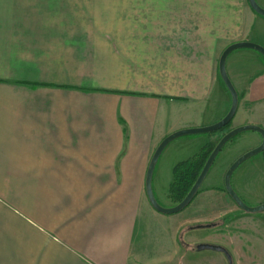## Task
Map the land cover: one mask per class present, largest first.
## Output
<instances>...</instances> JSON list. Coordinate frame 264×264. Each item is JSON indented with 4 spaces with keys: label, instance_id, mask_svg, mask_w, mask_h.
<instances>
[{
    "label": "crops",
    "instance_id": "crops-1",
    "mask_svg": "<svg viewBox=\"0 0 264 264\" xmlns=\"http://www.w3.org/2000/svg\"><path fill=\"white\" fill-rule=\"evenodd\" d=\"M134 2L0 0V264H163L137 249L149 159L227 113L218 59L256 43L264 17L247 0ZM229 67L238 104L261 111L262 56ZM209 137L187 140L171 170ZM164 219L176 256L182 218Z\"/></svg>",
    "mask_w": 264,
    "mask_h": 264
},
{
    "label": "rangeland",
    "instance_id": "rangeland-1",
    "mask_svg": "<svg viewBox=\"0 0 264 264\" xmlns=\"http://www.w3.org/2000/svg\"><path fill=\"white\" fill-rule=\"evenodd\" d=\"M147 1L154 2V0H135V7L141 8L144 6V3L147 5ZM257 1L260 8L264 9V3L260 0ZM251 38L257 41L255 44L264 48V28L261 26L254 28L251 33ZM240 51L256 53L251 49L238 48L229 54L230 56L227 58V75L236 91L238 87L236 86L234 78L231 76V72H229V63ZM243 66V61L238 63L239 70ZM228 106L226 107L227 110ZM261 107V111H251L247 108L244 109L242 104H238L236 114L231 119L230 124L226 128L218 130V132L207 134L211 137H209L206 145L213 147L218 139L232 127L258 125L264 129V105ZM197 137H200V135L193 134L179 137L165 146V149L159 156L153 171L154 183L156 178L160 181V190L153 192V196L159 206L172 208V206L180 202L169 198V186L164 180L167 179V176L170 179L172 175L170 168L173 161L172 155H178V151L182 149H185L184 151H191L190 149H186L187 146L191 147L190 143H187V140H194ZM260 142L261 136L257 132L243 131L224 144L212 166L208 169V174L204 181H202L203 184L198 196L183 211L174 214L182 218L183 225L178 235V244L180 246V248H177L178 255L173 256L171 253L172 245L169 237L171 225L164 219L167 215H162L153 209H151L154 212H151L153 217L147 219L148 222L145 232H143L144 234H140L138 238L137 249L149 258L156 257L159 252L160 258L164 261L162 262L163 264H227L225 258L219 252L196 250V246L199 244L220 243L230 251L235 264H264V211L255 214L243 213L236 210L228 202L229 205H225V198L222 194L208 192L210 187L220 188L222 186L221 180L225 168L234 158L255 148ZM185 144L188 145L185 146ZM206 145H202V147ZM201 148H197L196 152L191 155L188 153V157L197 154ZM247 161L244 167L234 174L231 181L234 189L240 194L239 196L243 199L244 203L249 206H256L264 202V151L256 154ZM209 205L219 206L220 210L218 213L222 212L221 214H225L224 216H230L231 220L225 222L219 219L214 226H211L214 227L211 229L205 226L209 224L208 216L212 215L211 211L204 209L206 208L205 206ZM230 210L231 212H228Z\"/></svg>",
    "mask_w": 264,
    "mask_h": 264
},
{
    "label": "water",
    "instance_id": "water-1",
    "mask_svg": "<svg viewBox=\"0 0 264 264\" xmlns=\"http://www.w3.org/2000/svg\"><path fill=\"white\" fill-rule=\"evenodd\" d=\"M248 6L250 7L249 9L252 10L254 13H256L259 16L264 17V9L260 8V6L257 4L256 0H247ZM251 49L264 58V48L259 46L258 44L252 43V42H237L230 44L229 46H226V48L223 50V52L220 55V58L218 59V71L219 76L221 81L223 82L227 92L229 93L228 96H230V106L227 111V113L219 119L216 123L205 126V127H199V128H190V129H183L176 131L174 133L169 134L165 138L161 140V142L155 147L156 149L153 152V155L151 157L150 162L147 167L146 175H145V193L147 197V200L150 204V208L155 210L156 212L162 214V215H174L177 214L181 211H183L186 206H188L194 197L196 196V193L200 189L202 185V181H204L205 177L207 176L208 169L211 167L213 161L215 160L216 156L219 154L221 149L223 148L224 144H226L230 139H232L235 135L243 132V131H254L257 132L261 136V142L260 144L247 151L243 156L241 155L239 158H237L229 168H227V171L224 175V188L226 190V193L232 198V200L238 205L239 208H241L245 213L248 214H255V213H260L264 211V202L260 203L257 206H247L244 205V203L239 199V197L234 193L231 184H230V178L232 176V173L234 172L235 168L238 167L241 163L244 161L248 160L249 158L255 156L256 154H259L264 151V129L258 125H242L238 126L236 128L231 129L228 132H225V134L220 138V140L215 144L214 148L210 152L209 156H207L206 161L200 169V173L198 177L196 178L195 182H193L192 187L190 190L185 194V197L175 206L168 207V208H163L162 206H159L157 203L155 197L153 196V191H152V186H151V181H152V175L155 168V165L158 161L159 156L165 149V146H167L171 141L182 137V136H189V135H203V134H211L213 132H218V130L222 129L225 127L231 119L236 114L239 99H238V94L233 86L231 84L230 79L227 75L226 72V59L229 56L231 52L237 49ZM196 250L201 251V250H211V251H216V252H225V250L220 247V246H215L211 244H199L196 246Z\"/></svg>",
    "mask_w": 264,
    "mask_h": 264
},
{
    "label": "trees",
    "instance_id": "trees-1",
    "mask_svg": "<svg viewBox=\"0 0 264 264\" xmlns=\"http://www.w3.org/2000/svg\"><path fill=\"white\" fill-rule=\"evenodd\" d=\"M226 128L223 127L222 129ZM213 147L206 145L197 154L178 162L172 171V181L169 183L168 196L175 201H181L190 190L202 169L206 157Z\"/></svg>",
    "mask_w": 264,
    "mask_h": 264
},
{
    "label": "flooded vegetation",
    "instance_id": "flooded-vegetation-1",
    "mask_svg": "<svg viewBox=\"0 0 264 264\" xmlns=\"http://www.w3.org/2000/svg\"><path fill=\"white\" fill-rule=\"evenodd\" d=\"M231 122V121H230ZM230 122L226 125V126H228L229 124H230ZM237 127V126H236ZM236 127H232V128H230V129H228L226 132H228V131H230L231 129H233V128H236ZM224 135V134H223ZM222 135V136H223ZM221 136V137H222ZM220 137V138H221ZM220 138L218 139V141L220 140ZM217 141V142H218ZM230 141V140H229ZM217 142L215 143V144H217ZM215 144H214V146H215ZM214 146H213V148H214ZM257 147V146H256ZM212 148V149H213ZM212 151V150H211ZM246 153V152H245ZM245 153H243V154H245ZM242 155V154H241ZM241 155H238V157H236V158H234L230 163H229V165L225 168V171H224V174H223V177H222V186L220 187V188H212V187H210L209 189H208V192L209 193H216V194H222L223 196H224V198H225V205H229L228 203H230L236 210H239V211H241V212H243V213H245L241 208H239L238 207V205H236V203L232 200V198L228 195V193H226V190H225V188H224V182H223V180H224V175H225V173H226V171H227V168H229L230 166H231V164L237 159V158H239ZM209 156V155H208ZM243 156V155H242ZM207 158V157H206ZM186 159V158H185ZM184 159V160H185ZM250 159V158H249ZM181 161H183V160H181ZM206 161V160H205ZM247 161V160H246ZM244 161L243 163H241L238 167H236L235 168V170H234V172L232 173V176H231V178H230V184H231V187H232V189H233V191H234V193L239 197V199L244 203V201H243V199L239 196L240 194L239 193H237V191L234 189V187H233V184H232V178H233V176H234V174H236L241 168H243L244 167V165L247 163V162H249V161ZM180 162V161H179ZM214 162V161H213ZM178 163V162H177ZM176 163V164H177ZM205 163V162H204ZM175 164V165H176ZM213 164V163H212ZM174 165V166H175ZM204 165V164H203ZM212 166V165H211ZM208 174V173H207ZM203 184V183H202ZM201 187H202V185H201ZM201 187H200V189H201ZM200 189L198 190V192L196 193V196L194 197V199L198 196V194L200 193L199 191H200ZM193 199V200H194ZM193 200H192V202H193ZM223 201V202H224ZM228 202V203H227ZM244 205H246L245 203H244ZM259 205V204H258ZM210 206V205H209ZM205 206L206 208H204V209H208V211H211V213H212V215L210 216H208V218H209V224H207V225H205V226H207V227H210V229L211 228H214V227H211V226H214V224L217 222V221H219V219H222V221L224 220L225 222H227V220L229 221V220H231V217L230 216H224L223 214H221L222 212H220V213H218L219 212V206ZM247 206H249V205H247ZM257 206V205H256ZM215 207V208H214ZM250 207H253V206H250ZM216 209H218L217 211H216ZM228 212H231V210L230 211H228ZM248 214V213H247ZM211 224V225H210ZM202 227H204V226H202ZM216 227V226H215ZM225 234V233H224ZM211 245H215V246H220V247H222L224 250H225V252H219V253H221L222 254V256L225 258V260H226V263L227 264H235L234 262H233V258H232V255L230 254V251L224 246V245H222V244H220V243H217V244H211Z\"/></svg>",
    "mask_w": 264,
    "mask_h": 264
}]
</instances>
